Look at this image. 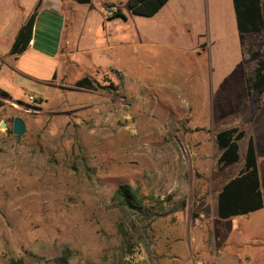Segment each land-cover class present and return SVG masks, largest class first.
<instances>
[{
    "label": "rangeland",
    "instance_id": "obj_1",
    "mask_svg": "<svg viewBox=\"0 0 264 264\" xmlns=\"http://www.w3.org/2000/svg\"><path fill=\"white\" fill-rule=\"evenodd\" d=\"M70 1L56 91L0 96V264H264V207L217 212L215 179L243 166L219 170L218 131L246 132L242 156L253 138L264 193V94L248 95L234 1L170 0L154 16ZM85 75L118 89L77 87ZM123 184L161 216L145 224L116 197Z\"/></svg>",
    "mask_w": 264,
    "mask_h": 264
},
{
    "label": "trees",
    "instance_id": "obj_2",
    "mask_svg": "<svg viewBox=\"0 0 264 264\" xmlns=\"http://www.w3.org/2000/svg\"><path fill=\"white\" fill-rule=\"evenodd\" d=\"M80 3H90L92 0H77ZM170 0H130L129 7L133 13L142 16L156 15ZM236 11L237 27L241 37L242 56L245 61L244 70L247 79L248 95L255 97L264 94V47L258 36L264 32V0H233ZM39 7V4H38ZM38 9V8H37ZM37 10L20 29L11 49L12 54H21L29 46L32 40ZM125 16L119 9L112 18ZM76 86L85 89H109L116 90L118 86L113 82L103 85L92 76H84L76 81ZM0 96L11 98V94L0 87ZM39 103L43 102L38 98ZM4 101L0 98V107ZM246 132L239 126H233L216 134L217 144L221 151L218 159L219 170L225 172L228 168L243 160L241 170L234 176H218L215 179V187L218 192L217 212L221 219H230L236 216H246L264 207V193L258 165L257 148L251 137L242 156L241 141ZM197 195L193 201V215L200 216V206L207 196ZM116 197L122 204L141 218L145 224H151L161 214L155 210V206L149 204L147 197L138 187L130 184L120 185ZM185 203L180 204L174 211H184ZM61 264H69V256L65 254ZM11 264H25L23 259Z\"/></svg>",
    "mask_w": 264,
    "mask_h": 264
},
{
    "label": "crops",
    "instance_id": "obj_3",
    "mask_svg": "<svg viewBox=\"0 0 264 264\" xmlns=\"http://www.w3.org/2000/svg\"><path fill=\"white\" fill-rule=\"evenodd\" d=\"M65 1L0 0V87L11 94L10 100L19 101L16 98L19 91H11L14 86H19L21 92L26 87L30 91L29 97L33 95L43 101L56 91L55 78L60 67L61 48L63 44H70L72 33L68 25L70 10ZM76 1L69 3L74 2L75 7ZM36 10L28 48L21 54H12L11 49L20 29Z\"/></svg>",
    "mask_w": 264,
    "mask_h": 264
},
{
    "label": "water",
    "instance_id": "obj_4",
    "mask_svg": "<svg viewBox=\"0 0 264 264\" xmlns=\"http://www.w3.org/2000/svg\"><path fill=\"white\" fill-rule=\"evenodd\" d=\"M122 16H119L117 18H121ZM0 129L1 130H7L8 129V124L5 120H2L0 123ZM13 131L15 134L18 135H23L26 131V123L24 119L20 116L16 117L14 120V125H13Z\"/></svg>",
    "mask_w": 264,
    "mask_h": 264
},
{
    "label": "built area",
    "instance_id": "obj_5",
    "mask_svg": "<svg viewBox=\"0 0 264 264\" xmlns=\"http://www.w3.org/2000/svg\"><path fill=\"white\" fill-rule=\"evenodd\" d=\"M118 10H119L118 6L113 4L112 6L109 7V10H108L109 16H114ZM29 99H30V102L35 103V104L37 103V98L35 96L31 95Z\"/></svg>",
    "mask_w": 264,
    "mask_h": 264
}]
</instances>
